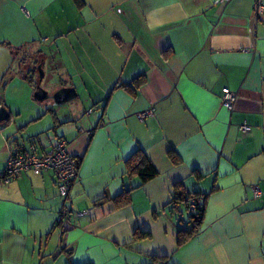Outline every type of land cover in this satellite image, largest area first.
I'll use <instances>...</instances> for the list:
<instances>
[{
    "label": "crops",
    "instance_id": "obj_1",
    "mask_svg": "<svg viewBox=\"0 0 264 264\" xmlns=\"http://www.w3.org/2000/svg\"><path fill=\"white\" fill-rule=\"evenodd\" d=\"M253 6L0 0V105L11 114L0 174L18 148L41 155L58 137L81 158L67 198L52 169L0 177V264H264V14ZM40 60L52 92L75 86L87 109L34 98ZM138 148L159 171L142 185L127 169ZM177 182L207 196L199 231L180 244L189 211L170 205Z\"/></svg>",
    "mask_w": 264,
    "mask_h": 264
},
{
    "label": "built area",
    "instance_id": "obj_2",
    "mask_svg": "<svg viewBox=\"0 0 264 264\" xmlns=\"http://www.w3.org/2000/svg\"><path fill=\"white\" fill-rule=\"evenodd\" d=\"M264 14V0H254L253 15L256 20H259ZM45 40V39H44ZM237 98V93L229 87L223 88L222 102L228 110H232ZM91 112V110H89ZM88 112V113H89ZM152 113V110H145L138 114L139 119L143 120L148 114ZM240 130L243 133L250 132L252 127L248 124H242ZM52 169L56 175L57 187L60 196L66 198L69 195L71 189L72 180L78 174L77 159L75 156L69 153L68 143L62 137L56 138L53 146L45 153L39 155L35 152L34 147L32 150L26 151L23 148H18L11 155L5 171L1 174L3 182H9L26 171H32L35 174H42L43 171ZM261 195V191L256 188L255 196ZM191 208L194 210V203L191 204ZM71 210L69 207H65L62 210L61 216L65 215L66 219H69ZM86 212L77 213L78 216H84Z\"/></svg>",
    "mask_w": 264,
    "mask_h": 264
},
{
    "label": "trees",
    "instance_id": "obj_3",
    "mask_svg": "<svg viewBox=\"0 0 264 264\" xmlns=\"http://www.w3.org/2000/svg\"><path fill=\"white\" fill-rule=\"evenodd\" d=\"M75 1L79 5L83 3V0H75ZM33 71L38 73V70L36 67L33 69ZM143 79H144V75H139L133 80L132 83L133 84H140ZM121 85H124V84H121ZM126 86H128V85H126ZM11 137H13L12 140H17V137L15 135H10L9 138H11ZM169 156L171 157V159L174 162L179 161V156L175 152V150H170ZM76 159H77V167H78V171H79V165H80L81 158L76 157ZM127 169L129 170V172L135 173L136 175L139 176L140 185L152 180L159 173V171L155 167L154 163L149 159V157L146 155L144 150H142L141 148H138L128 158ZM4 171L5 170H3V172ZM1 174H0V176H1ZM75 178L72 180L71 187L73 185V182L75 181ZM125 192L126 193L121 195V197L118 196L120 199V202H124L126 197L122 198V196L126 195L129 192V190H127ZM206 197L207 196L205 194L189 193L188 191H186V189L181 184V182H177L175 184L174 192H173V196H172V200L170 202V205L173 208H177L178 205L182 203V204H184L185 207H187V210L189 211L188 223L178 229V243L179 244L184 242L187 238L193 236L194 234H196L199 231V229L203 223V219H204ZM192 203H194V205H195L194 210L191 208ZM63 216L65 218V215H63ZM62 217H61V220H62ZM61 220L58 221V225H62ZM134 236L135 237H142V236H145V233L142 231H135Z\"/></svg>",
    "mask_w": 264,
    "mask_h": 264
},
{
    "label": "water",
    "instance_id": "obj_4",
    "mask_svg": "<svg viewBox=\"0 0 264 264\" xmlns=\"http://www.w3.org/2000/svg\"><path fill=\"white\" fill-rule=\"evenodd\" d=\"M36 68L39 73V80L34 91V98L37 101L43 102L51 98L55 105L61 106L79 96L75 86H61L57 90L50 92L48 89L42 86V81L45 76L42 63H39ZM10 118L11 114L8 108L5 105H0V123L8 121Z\"/></svg>",
    "mask_w": 264,
    "mask_h": 264
},
{
    "label": "rangeland",
    "instance_id": "obj_5",
    "mask_svg": "<svg viewBox=\"0 0 264 264\" xmlns=\"http://www.w3.org/2000/svg\"><path fill=\"white\" fill-rule=\"evenodd\" d=\"M49 54V52L47 51H44V55H47ZM41 58V57H40ZM41 64V63H40ZM39 65V64H38ZM43 70L45 72V67L43 66ZM39 75V74H38ZM42 86L45 87L46 89H48L49 91L52 92L54 86L51 85V84H48V80H47V77L43 79L42 81ZM90 100L86 99L84 96H83V93L82 94H79V96L77 98H75L74 100L72 101H69L61 106H57L54 104L53 100L50 98V99H47L43 102H39L41 104H49L47 106V108L49 107H54L55 109L58 108V107H65V108H72L73 110H76V109H81V111H83L84 109H87V103L89 102ZM27 102H24V104L26 105ZM95 106L91 104V108L93 109ZM0 132H2V130L0 129Z\"/></svg>",
    "mask_w": 264,
    "mask_h": 264
},
{
    "label": "flooded vegetation",
    "instance_id": "obj_6",
    "mask_svg": "<svg viewBox=\"0 0 264 264\" xmlns=\"http://www.w3.org/2000/svg\"><path fill=\"white\" fill-rule=\"evenodd\" d=\"M39 63H41V60L38 61L36 64H34V66L37 67V65H38ZM35 67H34V68H35ZM38 74H39V73H37V75H38ZM38 80H39V75H38ZM91 132H92V131H89V133H91Z\"/></svg>",
    "mask_w": 264,
    "mask_h": 264
}]
</instances>
